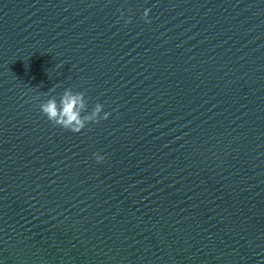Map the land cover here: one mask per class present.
I'll use <instances>...</instances> for the list:
<instances>
[{
	"label": "water",
	"instance_id": "95a60500",
	"mask_svg": "<svg viewBox=\"0 0 264 264\" xmlns=\"http://www.w3.org/2000/svg\"><path fill=\"white\" fill-rule=\"evenodd\" d=\"M0 264H264V0H0Z\"/></svg>",
	"mask_w": 264,
	"mask_h": 264
},
{
	"label": "clouds",
	"instance_id": "9594fccd",
	"mask_svg": "<svg viewBox=\"0 0 264 264\" xmlns=\"http://www.w3.org/2000/svg\"><path fill=\"white\" fill-rule=\"evenodd\" d=\"M151 9H145L143 18L146 22L148 20V13ZM123 15V13H121ZM131 17L126 22H130ZM54 91V89H53ZM88 107V100L84 91H73L72 88H65L60 94L59 99L54 95L43 100L39 104L41 113L53 123V125L60 126L66 130L74 133L81 132L88 123H99L101 119H107L110 112L103 111L104 105L100 102L95 103L91 112H86ZM103 115L101 116V113ZM97 162H102L105 157L99 153H93Z\"/></svg>",
	"mask_w": 264,
	"mask_h": 264
}]
</instances>
